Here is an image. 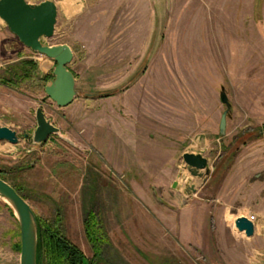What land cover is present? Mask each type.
<instances>
[{
	"label": "rangeland",
	"instance_id": "1",
	"mask_svg": "<svg viewBox=\"0 0 264 264\" xmlns=\"http://www.w3.org/2000/svg\"><path fill=\"white\" fill-rule=\"evenodd\" d=\"M77 4L41 40L71 52L65 108L44 92L55 63L0 29V127L18 138L0 142V175L91 264H264V0ZM38 109L59 130L40 145ZM184 154L208 175L191 176ZM0 264H20L1 198Z\"/></svg>",
	"mask_w": 264,
	"mask_h": 264
},
{
	"label": "water",
	"instance_id": "2",
	"mask_svg": "<svg viewBox=\"0 0 264 264\" xmlns=\"http://www.w3.org/2000/svg\"><path fill=\"white\" fill-rule=\"evenodd\" d=\"M0 20L8 31L17 38L26 49L52 60L55 63L53 80L45 87V95L59 108L69 106L76 97L75 79L68 70L72 59L70 50L63 45L45 46L41 40L54 36L57 22V8L54 2L46 0L40 4H29L26 0H0ZM222 103L226 97L221 95ZM36 129L32 141L36 145L45 143L59 130L38 109L35 115ZM226 126V113L220 120L219 130L222 133ZM0 142L17 145L18 138L14 132L0 127ZM182 160L188 166L191 176L202 178L201 171L206 168L207 160L201 155L184 154ZM192 192H196L191 188ZM0 198L13 210L18 221L20 234V264H37L38 225L37 218L29 204L7 182L0 178ZM239 231L251 237L255 233L254 224L246 218L237 221Z\"/></svg>",
	"mask_w": 264,
	"mask_h": 264
},
{
	"label": "trees",
	"instance_id": "3",
	"mask_svg": "<svg viewBox=\"0 0 264 264\" xmlns=\"http://www.w3.org/2000/svg\"><path fill=\"white\" fill-rule=\"evenodd\" d=\"M28 76L30 77V75ZM0 178L6 182L2 175H0ZM15 190L19 193L17 189ZM19 194L26 201L25 197H23L21 193ZM37 225V264H41V258L43 255H46L48 259H51L53 264H91L76 247L66 241L65 238L61 237L60 233L51 225L42 223L38 218ZM95 228V217L90 215L86 222V233L93 243H96L98 234V231Z\"/></svg>",
	"mask_w": 264,
	"mask_h": 264
},
{
	"label": "crops",
	"instance_id": "4",
	"mask_svg": "<svg viewBox=\"0 0 264 264\" xmlns=\"http://www.w3.org/2000/svg\"><path fill=\"white\" fill-rule=\"evenodd\" d=\"M52 2H54L55 5H56V8H57V16H58V13H59L60 8L65 13L70 14V17H72L73 15H78V13H79L78 11L80 10V7L77 4L78 3V0H67L66 2H62V5L60 6V8L58 6V3L55 0H53Z\"/></svg>",
	"mask_w": 264,
	"mask_h": 264
},
{
	"label": "built area",
	"instance_id": "5",
	"mask_svg": "<svg viewBox=\"0 0 264 264\" xmlns=\"http://www.w3.org/2000/svg\"><path fill=\"white\" fill-rule=\"evenodd\" d=\"M4 27H5V24L0 20V29Z\"/></svg>",
	"mask_w": 264,
	"mask_h": 264
}]
</instances>
